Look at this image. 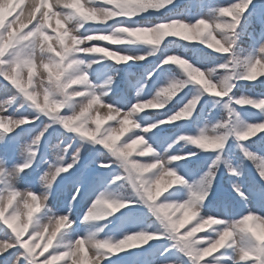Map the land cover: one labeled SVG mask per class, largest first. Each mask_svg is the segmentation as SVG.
<instances>
[{
    "label": "snow or ice",
    "instance_id": "6c2138e0",
    "mask_svg": "<svg viewBox=\"0 0 264 264\" xmlns=\"http://www.w3.org/2000/svg\"><path fill=\"white\" fill-rule=\"evenodd\" d=\"M0 264H264V0H0Z\"/></svg>",
    "mask_w": 264,
    "mask_h": 264
},
{
    "label": "trees",
    "instance_id": "16d2710c",
    "mask_svg": "<svg viewBox=\"0 0 264 264\" xmlns=\"http://www.w3.org/2000/svg\"><path fill=\"white\" fill-rule=\"evenodd\" d=\"M179 3H181V4H186V1H182V2H179ZM223 184L224 185H227L228 186V184L226 183V182H223ZM225 189H224V187L222 186V183L220 184V191H224ZM227 190V189H226Z\"/></svg>",
    "mask_w": 264,
    "mask_h": 264
},
{
    "label": "rangeland",
    "instance_id": "374dc122",
    "mask_svg": "<svg viewBox=\"0 0 264 264\" xmlns=\"http://www.w3.org/2000/svg\"><path fill=\"white\" fill-rule=\"evenodd\" d=\"M127 79H128V77L127 76H125V80L127 81ZM126 81H125V83H126ZM227 181V180H226Z\"/></svg>",
    "mask_w": 264,
    "mask_h": 264
}]
</instances>
